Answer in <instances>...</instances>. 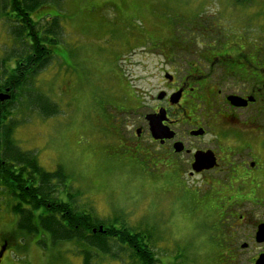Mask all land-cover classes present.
I'll use <instances>...</instances> for the list:
<instances>
[{"label":"rangeland","instance_id":"374dc122","mask_svg":"<svg viewBox=\"0 0 264 264\" xmlns=\"http://www.w3.org/2000/svg\"><path fill=\"white\" fill-rule=\"evenodd\" d=\"M1 1L7 0H0V69L4 71L11 69L7 64L14 60L4 61L20 47L11 33L15 20L9 22L10 14L2 11ZM48 1L50 27L56 20L59 33L57 38L50 36L49 47L57 57L34 79V91L48 96L59 112L45 117L21 96L16 104L18 146L34 153L47 172L61 169L67 177L64 187L80 211L101 219L120 218L128 228L151 234L161 264H223L220 214L214 215L208 207L218 203L215 188L209 185L208 191L202 182L205 178L190 177L188 169L183 175L158 170L157 160L129 147L132 117L124 112L131 106L121 92L127 78L135 91L143 85L138 80L144 60L152 63V58L140 46L150 37L153 25L188 27L209 4L198 0ZM253 1L258 14L256 47L264 51V0ZM219 10V4L212 3L204 16L216 20ZM217 22L225 32V20ZM7 201L0 199V254L4 251L0 264H123L99 252L86 262L83 245L54 242L43 230L22 233Z\"/></svg>","mask_w":264,"mask_h":264},{"label":"flooded vegetation","instance_id":"af4514ba","mask_svg":"<svg viewBox=\"0 0 264 264\" xmlns=\"http://www.w3.org/2000/svg\"><path fill=\"white\" fill-rule=\"evenodd\" d=\"M198 1L219 4L216 20L204 16L205 6L188 27L157 22L140 46L152 63L144 60L141 88L135 91L127 78L121 90L131 106L124 112L132 117L128 144L157 160L158 170L183 175L188 169L190 177L203 176L218 197L208 207L220 214L223 264H257L264 255V241L258 240L264 228V51L256 47V3ZM3 2L7 13L16 6L15 0ZM48 15L33 10L26 13L28 23L19 25L35 29L42 20L50 23ZM220 19L228 25L225 32ZM9 64L16 68L15 60ZM152 122L160 129L159 139ZM198 154L212 155L216 166L194 173Z\"/></svg>","mask_w":264,"mask_h":264},{"label":"trees","instance_id":"16d2710c","mask_svg":"<svg viewBox=\"0 0 264 264\" xmlns=\"http://www.w3.org/2000/svg\"><path fill=\"white\" fill-rule=\"evenodd\" d=\"M236 1L242 3L245 0ZM15 2L11 13H7V7L3 10L5 15L10 14L8 18L6 16L9 22L11 17L18 20L14 22L11 33L20 49H13L4 61L15 60L16 68L4 69L0 76V93L9 89L11 95L10 100L0 102V199L8 200L9 209L19 218L18 229L22 233L33 235L43 230L54 242L81 244L86 262L99 252L123 264H161L151 234L128 228L120 218L101 219L88 211H80L75 197L64 187L67 177L61 169L55 173L47 172L34 153L24 152L15 141L19 124L16 104L21 96L25 95L27 106L32 107L33 111L38 110L45 117L59 112L48 96L34 91V79L57 57L50 47L48 49L50 36H59L57 22L54 20L53 27H50V23L46 26L42 20L31 30L29 25L23 26L29 20L26 13H32L33 10L46 13L49 1ZM224 6L227 11L228 6ZM14 11L19 13L13 15ZM48 14L50 21L53 18L49 11ZM22 21L23 25H19ZM18 71L23 74L16 75ZM101 228L103 231H100Z\"/></svg>","mask_w":264,"mask_h":264},{"label":"water","instance_id":"95a60500","mask_svg":"<svg viewBox=\"0 0 264 264\" xmlns=\"http://www.w3.org/2000/svg\"><path fill=\"white\" fill-rule=\"evenodd\" d=\"M9 92H10V90L8 89V90H6V92L0 93V102L4 103V102L11 99V95L9 94ZM151 130H152L154 138L159 139L160 129L156 123H154V122L151 123ZM137 134L139 136L140 132L138 131ZM201 134H202V132L195 133V135H201ZM215 166H216V161L212 155L208 156L205 154H198L196 156V161L193 165V172L199 173L203 170L212 169ZM100 231H103V229L101 228ZM258 240L264 241V228L260 229V232L258 234ZM3 254H4V251L0 254V263H1V260L3 258ZM257 264H264V255H262L259 258V260L257 261Z\"/></svg>","mask_w":264,"mask_h":264}]
</instances>
